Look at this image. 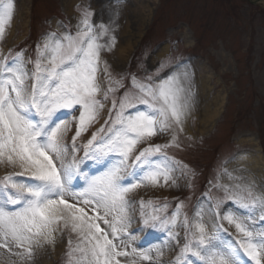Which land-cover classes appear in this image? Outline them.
I'll return each instance as SVG.
<instances>
[{
	"label": "snow or ice",
	"instance_id": "6c2138e0",
	"mask_svg": "<svg viewBox=\"0 0 264 264\" xmlns=\"http://www.w3.org/2000/svg\"><path fill=\"white\" fill-rule=\"evenodd\" d=\"M91 15L80 12L74 34L47 33L34 57L23 50L0 52V167L6 170L0 177V257L8 264H29L37 248L55 247L57 235L62 239L67 233L66 264H264V191L231 173L229 179L238 182L215 185L223 197L208 203L210 190L207 208H194L191 216L183 202L170 214L168 204L141 212L138 225L166 234L164 246L174 259H162L163 247L141 251L132 243L129 194L174 185L178 167L187 169L168 150L182 146L192 79L187 69L167 76L159 70L144 78L132 75L130 82L113 76L102 53L113 51L115 36L108 25H95ZM13 17L14 0H0V41ZM109 103L107 119L91 132L83 158L78 157L77 139L99 123ZM62 111L66 115L59 118ZM165 136H170L167 143L154 142ZM88 160L102 163L104 170L85 174L80 165Z\"/></svg>",
	"mask_w": 264,
	"mask_h": 264
},
{
	"label": "rangeland",
	"instance_id": "374dc122",
	"mask_svg": "<svg viewBox=\"0 0 264 264\" xmlns=\"http://www.w3.org/2000/svg\"><path fill=\"white\" fill-rule=\"evenodd\" d=\"M248 2L76 0L70 12L65 0H14L16 5L22 4L18 10L21 18L4 54L9 49L13 53L23 50L27 57H34L36 44L41 42L43 36L50 32L59 34L65 29L74 34L80 12L88 10L95 25L103 23L113 30L118 45L136 41L125 59H119L113 51L102 53L113 76L128 77L129 81L126 82H130L132 75L144 78L155 75L159 70L161 76H167L174 69L179 72L187 69L192 79L191 114L180 136L181 148L168 150V155L187 165V169L178 167L175 172L176 183L173 186L176 193L173 195L169 192L159 195L153 192L156 190L153 188L141 191L140 196L133 193L129 214L140 221L141 212L151 214L155 208L168 204L167 212L170 214L177 202H183L184 211L191 216L194 208L202 204H214L216 196L223 197V191H218L215 185L238 182L229 179L227 173H231L234 178L242 177L243 182L252 185L253 176L259 180L257 186L253 185L255 190L258 193L264 191V165L256 172L242 164L230 165L232 158L243 153H260L264 159V0ZM0 44L3 45L1 41ZM164 45H168L164 55L156 56ZM161 65L164 67L161 68ZM176 65L181 67L176 69ZM99 75L102 86L107 87L103 71ZM108 106L110 103L100 114L99 123L77 139L76 145L81 148L76 154L78 157L83 158V144L91 137V132L107 119ZM209 113L214 119L210 126L207 122ZM65 115L63 111L58 113L59 118ZM75 116L78 118L79 112ZM67 118L73 119L72 115H67ZM72 135L74 130L68 134L69 149L72 146ZM168 139L170 136L157 137L154 142L165 144ZM71 160L70 154L68 161ZM80 167L89 176L99 175L104 170L102 163L93 160H88ZM0 169L5 170L2 167ZM4 174H0V177ZM178 176L183 179L181 185L177 184ZM80 184L81 180L76 181L77 188ZM210 190L213 199L205 203L206 193ZM184 192L185 195L179 197ZM141 201L144 202L143 207ZM148 201H152V204H148ZM227 203L231 206V201ZM137 218H132L133 226L129 231L135 230L136 236L142 232V236L134 241V245L141 251L163 247L166 252V234L135 226L134 219ZM255 227L257 230L261 228L258 214ZM223 235L233 239L227 233ZM67 239V233L62 239L57 235L55 247L44 245L37 248L29 264H66ZM151 255L155 257V251ZM170 258L174 259L173 252ZM170 258L162 257L165 262ZM0 264H8L6 257H0ZM143 264L149 262L144 261Z\"/></svg>",
	"mask_w": 264,
	"mask_h": 264
},
{
	"label": "bare ground",
	"instance_id": "6f19581e",
	"mask_svg": "<svg viewBox=\"0 0 264 264\" xmlns=\"http://www.w3.org/2000/svg\"><path fill=\"white\" fill-rule=\"evenodd\" d=\"M76 2V0H65V5L67 6L68 10L71 12V7H73V4ZM22 7V4H15L14 3V17L11 21V25L9 27V29L7 30L6 32V35H5V38L1 41L2 44H0V52H5V50L7 49L8 45H9V42L11 41V37L14 35V32L17 28V24L19 23V20L21 18L20 16V12L18 11L19 8ZM111 35H113V30L111 31ZM136 43V41L134 42H127L125 45H118L117 42H116V45L113 49V52L117 55V57L119 59H125L127 54L130 52V50L133 48L134 44ZM168 49V45H164L156 54V56H162L164 55L165 51ZM217 111V110H216ZM218 112V111H217ZM217 112H215V114H217ZM212 114L209 113L207 114V122L209 121V126L210 125H213L214 123V119H212ZM69 120H72V119H69ZM185 127V126H184ZM205 130V128L203 129ZM71 132V131H70ZM69 132V133H70ZM234 164H242L243 166H245V168H248L249 170L253 171V172H256L257 169L261 168L263 165H264V159H263V156L259 153V154H246V153H243L241 154L240 156L238 157H235L232 159V162L230 163L231 166H233ZM6 170H3L0 169V174H3ZM175 175V174H174ZM253 178L252 180V183L253 185L257 186L258 183H259V180L253 176H251ZM179 180L177 183L178 185H181L182 184V178H180L179 176L177 177ZM151 188L153 187H146V188H141V189H138L132 193L129 194V199L131 198V196H133L135 194L136 195H139L141 194V191H145V189L147 190H151ZM153 189H156L155 191L153 192H157L159 193V195H166L167 192H169L170 194H175L176 193V189H174V186L172 185L171 187H159V188H153ZM134 193V194H133ZM168 193V194H169ZM201 206H203L204 208H206V204H202ZM137 218L135 217L134 215L132 216V218ZM257 218V217H256ZM135 222L134 224L136 223L135 226L138 225V221L139 219H134ZM133 221V220H132ZM133 226V225H132ZM132 226L130 225V228H132ZM232 232L234 233L235 232V229L233 228L232 229ZM140 236H142V232L139 233L137 236H136V240L138 238H140ZM134 244V241L132 242ZM164 256L166 258H170L172 256V252L171 250H168L166 252H164Z\"/></svg>",
	"mask_w": 264,
	"mask_h": 264
}]
</instances>
